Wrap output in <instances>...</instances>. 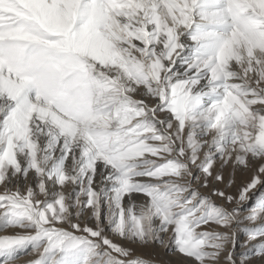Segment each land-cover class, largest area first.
I'll return each mask as SVG.
<instances>
[{
    "label": "snow or ice",
    "instance_id": "snow-or-ice-1",
    "mask_svg": "<svg viewBox=\"0 0 264 264\" xmlns=\"http://www.w3.org/2000/svg\"><path fill=\"white\" fill-rule=\"evenodd\" d=\"M155 249L264 264V0H0V264Z\"/></svg>",
    "mask_w": 264,
    "mask_h": 264
},
{
    "label": "rangeland",
    "instance_id": "rangeland-1",
    "mask_svg": "<svg viewBox=\"0 0 264 264\" xmlns=\"http://www.w3.org/2000/svg\"><path fill=\"white\" fill-rule=\"evenodd\" d=\"M153 250H147L145 255L151 256ZM155 256L160 264H181L180 258L178 256H172L171 254L166 253L164 249H155Z\"/></svg>",
    "mask_w": 264,
    "mask_h": 264
},
{
    "label": "bare ground",
    "instance_id": "bare-ground-1",
    "mask_svg": "<svg viewBox=\"0 0 264 264\" xmlns=\"http://www.w3.org/2000/svg\"><path fill=\"white\" fill-rule=\"evenodd\" d=\"M21 264H23V261H21Z\"/></svg>",
    "mask_w": 264,
    "mask_h": 264
}]
</instances>
